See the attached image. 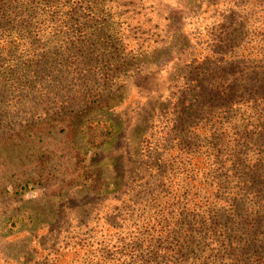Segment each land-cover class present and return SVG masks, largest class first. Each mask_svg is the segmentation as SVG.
Wrapping results in <instances>:
<instances>
[{"label": "rangeland", "instance_id": "rangeland-1", "mask_svg": "<svg viewBox=\"0 0 264 264\" xmlns=\"http://www.w3.org/2000/svg\"><path fill=\"white\" fill-rule=\"evenodd\" d=\"M12 1L0 47L43 31L0 50V264H256L229 245L241 223L214 227L235 206L264 231V0H59L54 22L53 0ZM73 111L103 130L49 156L8 147ZM194 153L211 208L189 203ZM186 208L179 239L148 235Z\"/></svg>", "mask_w": 264, "mask_h": 264}, {"label": "trees", "instance_id": "trees-1", "mask_svg": "<svg viewBox=\"0 0 264 264\" xmlns=\"http://www.w3.org/2000/svg\"><path fill=\"white\" fill-rule=\"evenodd\" d=\"M12 2V0H0V20L5 18L8 22L16 21L17 14H15V16L13 17V15L9 16L6 12ZM50 6L51 9L48 18H51L53 21L56 14H58L60 10L64 9L65 7L60 4L59 0H53ZM41 23L42 22H39V25ZM38 27L39 26H35L32 29L33 31L29 32V34L24 32V30L14 31L13 29L8 28L4 32V35L5 37H10V40L4 38L2 40V47H0V50L10 53L11 47L13 49L15 48V42L19 44L18 49L22 48L23 46H28L32 49V47L27 44L28 38L29 35H38L42 33L43 30H40ZM73 112H57L56 114L51 115V118L48 121L36 122L34 124L26 126L25 128L9 136L10 139L17 140L18 143H20L8 144V147L11 150L16 149L17 147H21V152L24 156L23 158H25L28 157L27 144H34L31 150L37 151L41 156H49L50 154H55L57 149L66 151L67 149L64 148V143L66 144V147L74 150L77 149L78 142L76 141L80 133L91 132L92 135H97L101 130H103V128L100 129L98 126H94L93 121L92 124H85L86 122H89V120H92L91 117L88 116L89 119H84V116L79 111L74 113ZM38 141L39 144H35ZM14 144L18 145L15 146ZM190 157L191 158L189 159V161L185 163V165H189L185 180L189 181V187L195 189L196 192L193 194L189 203L192 201H199L200 203L197 205L196 209H202L203 207L211 208L213 202L209 201V198L202 195V191L205 190V184L201 183L199 184V186L193 184L196 181L197 175H201L203 172H205V168L207 166L206 160L203 159V156L197 155L195 153L191 154ZM20 159L22 158H14L12 162H10L9 160H7V162H10L11 165H13L17 161H22ZM65 167L66 171L68 172L75 171V166L72 160L68 161V164ZM234 207L235 206L230 207L231 209H228L229 215L225 218L222 217L220 219L221 221H219V223L216 224V227H214V230H218L221 232L219 236L226 235L228 230H231L234 233L233 236H237L236 232H241V228L242 226H244L243 232L241 233L244 237V240H240V237H230L229 245L237 247L239 246V244H242V242H245L246 247L251 248L253 252L261 251L262 255L255 256L256 260L254 261L256 262V264H264V231H262L261 229L262 217L254 215V217L252 218L250 217V215H248L243 218L241 216L242 214H239L236 207ZM190 210L194 211V208ZM259 211L260 210L255 211V214L259 213ZM182 214H185V216H187L189 214V209L186 208V210L177 212L172 216V224L174 225V227H172L170 233L163 227H155L148 235H151V237L158 236L159 238L170 240L169 236L173 232L175 233L174 236L178 237L179 239L180 236H178L179 231L177 226L179 225L178 221L180 220V215ZM238 223H241L240 229L237 228ZM185 239L181 241L178 240L177 246H182V242H184ZM259 240L260 242H258ZM167 249L168 248H165V250Z\"/></svg>", "mask_w": 264, "mask_h": 264}]
</instances>
